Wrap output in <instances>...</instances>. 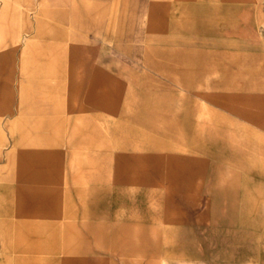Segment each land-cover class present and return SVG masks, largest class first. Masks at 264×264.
<instances>
[{"label":"rangeland","instance_id":"obj_1","mask_svg":"<svg viewBox=\"0 0 264 264\" xmlns=\"http://www.w3.org/2000/svg\"><path fill=\"white\" fill-rule=\"evenodd\" d=\"M33 14L60 112H26ZM0 264H264V0H0Z\"/></svg>","mask_w":264,"mask_h":264},{"label":"crops","instance_id":"obj_2","mask_svg":"<svg viewBox=\"0 0 264 264\" xmlns=\"http://www.w3.org/2000/svg\"><path fill=\"white\" fill-rule=\"evenodd\" d=\"M49 12L55 15H62L66 13V10L51 8ZM33 15L32 17L31 15L27 16V21L30 17V23H27L25 30L21 27L20 31L21 33L25 31L26 35H29L26 37V42H22L20 47L21 79L23 78L24 65L26 64V82L33 83L31 87L35 89L34 94L31 95V98L34 99V104L30 107L27 106L26 112H42L48 106L54 109L56 108V111L60 112L59 108L61 104L57 102V99L61 96V93L65 91V82L69 78V70H67V63L65 60L67 45L64 42L53 41L51 38L65 37V33L62 29L57 27L56 24L53 25L43 21L40 22L35 14ZM33 21H36L35 27L32 23ZM69 55L72 58L75 54L72 55L69 53ZM51 77H56V80L49 81L48 78ZM97 107L99 108V106ZM88 110V108L83 107L81 109L83 116L82 129L84 146H91L93 144L92 139H94L96 135H100L106 140L102 115L98 112H88ZM105 157L108 158V155ZM93 162L98 163L99 160L97 158L88 157L87 155L84 156V177L86 184L91 181L94 183H101V186H86L85 192L86 194H108L110 190L109 187L103 186L102 184L108 183L109 180H103L101 176L98 177L97 174L94 173L92 168L96 166V164L93 165ZM121 191H119L120 194L123 192ZM102 203H106V201Z\"/></svg>","mask_w":264,"mask_h":264}]
</instances>
